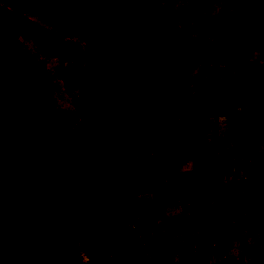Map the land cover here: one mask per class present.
<instances>
[{
	"label": "rangeland",
	"instance_id": "374dc122",
	"mask_svg": "<svg viewBox=\"0 0 264 264\" xmlns=\"http://www.w3.org/2000/svg\"><path fill=\"white\" fill-rule=\"evenodd\" d=\"M0 97V264H264V0H0Z\"/></svg>",
	"mask_w": 264,
	"mask_h": 264
},
{
	"label": "trees",
	"instance_id": "16d2710c",
	"mask_svg": "<svg viewBox=\"0 0 264 264\" xmlns=\"http://www.w3.org/2000/svg\"><path fill=\"white\" fill-rule=\"evenodd\" d=\"M132 9V8H131ZM130 8L126 9V15L125 16V20L123 21L122 25H127L129 24V22H131L132 20V16L129 15V12L131 10ZM133 10V9H132ZM128 13V14H127ZM255 35L257 33H254ZM253 34L251 36V38H253ZM248 53V51H247ZM131 80L130 82H133V77L130 76V79ZM137 96H140L141 98V93L138 92ZM7 99H5L4 97L1 98L0 97V144L3 143V151L2 149H0V159L2 157L4 158H8V159H11L13 160L14 158V154H12L10 157L8 155L11 154L12 152V148H11V145H13V141L10 140L11 136L8 135V131H3V128L5 130V128L7 127L8 129H11V119L14 120L15 119V115L16 113L14 112V107L12 106V103H10L8 100L5 101ZM141 105H143V107L145 108V106H147L144 102H142V99H141ZM124 147H128V145H125ZM146 147V146H145ZM1 148V147H0ZM126 160V159H125ZM122 163V162H120ZM85 211H86V214L90 219V222L86 224L85 228H84V231H85V238L90 240V243L93 244V250L95 253H93V257H94V260L95 262H97L98 264H106L105 261L102 260L101 257H99L97 255V244H96V237L92 234V231H91V227L93 225V222H92V219L94 218V206L91 205L89 203V201L87 202L86 206H85Z\"/></svg>",
	"mask_w": 264,
	"mask_h": 264
}]
</instances>
